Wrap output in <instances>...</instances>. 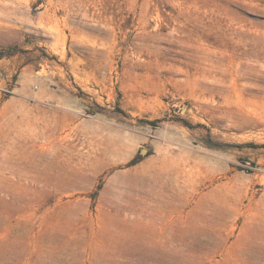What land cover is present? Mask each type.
I'll return each instance as SVG.
<instances>
[{
	"label": "rangeland",
	"instance_id": "rangeland-1",
	"mask_svg": "<svg viewBox=\"0 0 264 264\" xmlns=\"http://www.w3.org/2000/svg\"><path fill=\"white\" fill-rule=\"evenodd\" d=\"M0 264H264V0H0Z\"/></svg>",
	"mask_w": 264,
	"mask_h": 264
}]
</instances>
